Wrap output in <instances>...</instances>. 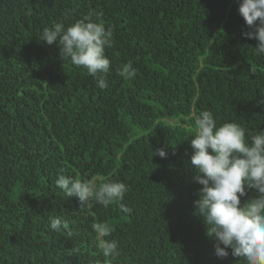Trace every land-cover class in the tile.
<instances>
[{
    "label": "trees",
    "instance_id": "16d2710c",
    "mask_svg": "<svg viewBox=\"0 0 264 264\" xmlns=\"http://www.w3.org/2000/svg\"><path fill=\"white\" fill-rule=\"evenodd\" d=\"M239 0H0V264H245L214 254L194 201L190 140L202 110L264 129V55ZM99 14L113 28L108 86L40 41ZM131 61L134 79L122 78ZM162 148L166 157L155 155ZM59 174L124 182L123 203L81 205ZM254 191L241 198L255 197ZM68 228L55 232L50 218ZM105 223L120 255L104 257ZM71 231V235L68 232Z\"/></svg>",
    "mask_w": 264,
    "mask_h": 264
},
{
    "label": "clouds",
    "instance_id": "9594fccd",
    "mask_svg": "<svg viewBox=\"0 0 264 264\" xmlns=\"http://www.w3.org/2000/svg\"><path fill=\"white\" fill-rule=\"evenodd\" d=\"M238 12L248 29L242 36L256 40L254 54L264 55V0H239ZM94 15L95 19L85 16L67 27L55 22L43 29L40 41L55 43L60 59L85 68L96 86L105 89L111 65L105 49L111 47L114 32L99 14ZM118 74L131 80L136 69L128 61ZM246 131L235 121L218 123L209 110L196 116L190 163L196 172L193 180L201 187L194 204L206 235L214 238V254L218 258H227L230 249L231 256L243 259L245 264H264V129L247 137ZM153 154L161 158L167 155L162 148ZM55 184L66 197L76 196L81 205L95 201L107 207L115 202L122 212H131L123 203L128 187L122 181L107 179L97 185L96 178L59 174ZM249 191H254L255 197L242 203L241 198ZM49 227L60 232L68 225L55 216L50 218ZM93 228L102 255L110 261L119 257L118 241L109 238L110 225L96 223Z\"/></svg>",
    "mask_w": 264,
    "mask_h": 264
}]
</instances>
